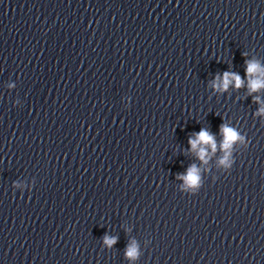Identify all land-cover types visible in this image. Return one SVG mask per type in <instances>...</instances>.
<instances>
[{"label": "clouds", "instance_id": "clouds-1", "mask_svg": "<svg viewBox=\"0 0 264 264\" xmlns=\"http://www.w3.org/2000/svg\"><path fill=\"white\" fill-rule=\"evenodd\" d=\"M246 75L249 77L248 89L249 94L253 92H257L260 89H264V66H262L256 60H246ZM239 89L244 85V81L241 76L235 72H224L222 74V78L217 76L216 81L214 83V87L220 90H227L230 84ZM255 101H259V97H254ZM261 113H264V108L260 109ZM259 114V113H258ZM220 131L224 137L222 142V148L228 150L232 147L233 143L238 139L242 140L243 137L239 136V133L234 129L229 127L226 124H221ZM189 144L193 151H196L198 148L197 155L201 160H205L207 153L204 146H209L213 151L216 149L215 138L213 134H211L207 129L201 128V130L196 133L195 139L189 138ZM223 163V161H222ZM184 179L195 185L198 182L197 169L195 165H192L188 169V174ZM105 245L111 247L116 243V237H109L108 235L104 236ZM126 257L135 258L138 255L137 248L134 244H130L125 252Z\"/></svg>", "mask_w": 264, "mask_h": 264}]
</instances>
